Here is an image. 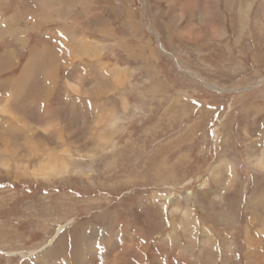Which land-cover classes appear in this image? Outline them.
<instances>
[{"label": "rangeland", "instance_id": "374dc122", "mask_svg": "<svg viewBox=\"0 0 264 264\" xmlns=\"http://www.w3.org/2000/svg\"><path fill=\"white\" fill-rule=\"evenodd\" d=\"M245 2L0 0V264H264V0ZM91 40L116 84L124 48L144 55L138 94L66 88ZM68 153L76 174L31 178Z\"/></svg>", "mask_w": 264, "mask_h": 264}, {"label": "crops", "instance_id": "0c3cea01", "mask_svg": "<svg viewBox=\"0 0 264 264\" xmlns=\"http://www.w3.org/2000/svg\"><path fill=\"white\" fill-rule=\"evenodd\" d=\"M92 41L93 40H91L89 43H86L88 41H83L84 43L82 42L77 45V50L75 49L76 52H74L75 50L73 49L72 51H68L69 54L65 56L66 58L70 57L71 59L70 62L66 61L68 65H71V67L68 68V71L66 74L67 75L66 82L69 85V88L67 86L66 88L70 90L72 89L73 91H75L77 90V85H78V88L81 89V91L83 89L84 90L86 89L87 91L91 90L92 92V90H94L93 84L96 82V76L97 74H99L101 80L104 83L107 82L108 84L106 86V90L108 93L114 94L116 92H119L120 90L126 89L128 85L131 88L135 89L136 94H138L139 87H138L137 81L135 82V85L133 86H131L130 83L132 81V77L134 76V74L136 75L140 69L143 70V68H140L139 66H137L138 63L136 61L143 58L144 55H141L142 54L141 52H138L137 49L134 50V48L131 46H129L130 48L129 47H126V49L124 48L123 52L124 53L127 52L126 59L128 61H130L129 59H131V61H134L133 63L135 64V66H132V68L131 67L120 68L119 71L125 70L126 79H122V78L118 79L121 82V84H116L115 83L116 80L113 78V72L111 71L114 65L112 64L113 67H106V69H104V66H103L104 62L101 59L103 55V51H102L103 46L100 45L99 41H96V45H94V42L92 43ZM45 48L49 49L47 45L45 46ZM73 95L75 96V94ZM86 95L91 96V94H86ZM253 166L256 169L261 170L260 168L256 167L255 161L253 162Z\"/></svg>", "mask_w": 264, "mask_h": 264}, {"label": "bare ground", "instance_id": "6f19581e", "mask_svg": "<svg viewBox=\"0 0 264 264\" xmlns=\"http://www.w3.org/2000/svg\"><path fill=\"white\" fill-rule=\"evenodd\" d=\"M253 1L254 0H247V2H245L243 4V6L241 7V10L239 12L240 13V17H241L240 19L241 20L247 18L248 13H249V11H250V9L252 7ZM261 154L262 155L258 156L255 159L256 167H257L258 164H260L262 161H264V153H261ZM65 156L66 157H62L60 159L57 158L58 160H56V159L53 160V158H52L51 161H54L53 164H48V165L41 164L40 167H39V169H41V170H35L34 173L36 171H38V173L37 174H31V178H33V179L43 178V179L49 180V178H52V177H55V178L58 177L59 178V177L64 176V175H73L75 173V171H73V169L71 167L72 166L71 165V161H69L73 157H71L70 153L66 154ZM220 163H222V161ZM1 165L3 167L7 168V165L5 163H2ZM21 171L24 173V172H26V169L23 168V169H21ZM204 185H205V183L201 184L200 187L202 188ZM169 196H171V195L169 194ZM62 230H63L62 228H59L57 230V232L54 234V236L50 240L49 244H51L54 241V237L55 236H58V234ZM29 254L30 255H33L31 252Z\"/></svg>", "mask_w": 264, "mask_h": 264}, {"label": "clouds", "instance_id": "9594fccd", "mask_svg": "<svg viewBox=\"0 0 264 264\" xmlns=\"http://www.w3.org/2000/svg\"><path fill=\"white\" fill-rule=\"evenodd\" d=\"M103 119V117L98 118L97 122H94L97 124V126L99 125V122H101ZM258 168H260L261 170H264V161H262L260 164L257 165Z\"/></svg>", "mask_w": 264, "mask_h": 264}, {"label": "snow or ice", "instance_id": "6c2138e0", "mask_svg": "<svg viewBox=\"0 0 264 264\" xmlns=\"http://www.w3.org/2000/svg\"><path fill=\"white\" fill-rule=\"evenodd\" d=\"M88 107H92L91 102H88Z\"/></svg>", "mask_w": 264, "mask_h": 264}]
</instances>
